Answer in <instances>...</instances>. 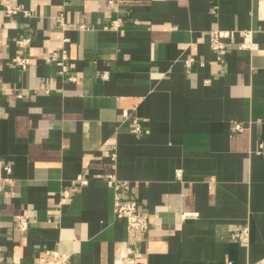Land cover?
I'll use <instances>...</instances> for the list:
<instances>
[{
    "label": "crops",
    "instance_id": "0c3cea01",
    "mask_svg": "<svg viewBox=\"0 0 264 264\" xmlns=\"http://www.w3.org/2000/svg\"><path fill=\"white\" fill-rule=\"evenodd\" d=\"M12 1L28 14L0 5V178L11 179L0 182V264H37L51 248L68 264H114L129 239L137 264L263 258L264 0ZM213 29H252L259 48L231 44L217 59ZM63 46L60 75L43 57ZM109 173L129 181L146 232L115 217ZM245 226L247 247L232 238Z\"/></svg>",
    "mask_w": 264,
    "mask_h": 264
},
{
    "label": "built area",
    "instance_id": "2783aa9c",
    "mask_svg": "<svg viewBox=\"0 0 264 264\" xmlns=\"http://www.w3.org/2000/svg\"><path fill=\"white\" fill-rule=\"evenodd\" d=\"M0 5L3 8L7 16H12L18 13H23L27 15V11L22 7L21 4H16L12 0H0ZM122 20L120 18H115L109 21L107 25L104 26L105 29L117 30L121 27ZM89 25L87 23H79L78 29L85 30L88 29ZM209 36V47L215 53L217 59H221L223 54L226 52L227 48L231 44H235L238 49H246L249 51H255L259 48L257 42L253 40V30L252 29H213L208 33ZM238 37V40H237ZM65 43L68 39L63 38ZM30 39L19 38L16 43L20 46L28 45ZM44 60L47 62H55L59 66V74H64L67 71L66 61L69 58L68 50L64 46L58 51L51 52L45 55ZM12 63L25 70L30 64V58L28 56L16 54L11 59ZM195 59L189 57L184 59V63L187 67H190L194 63ZM69 81H75L74 76L67 77ZM1 90V87H0ZM16 97H21L20 94H16ZM123 115H127V111H123ZM134 128L133 131L139 132L141 130V125L137 119L133 120ZM242 126L240 124H235L234 129L241 130ZM6 173H10L11 168L8 165L3 167ZM180 170H176V176L180 177ZM76 180L80 185H86L87 179L79 176ZM107 184L114 190L113 197V212L117 219H121L125 222L126 229L128 231L136 232H146L150 227V221L147 214L143 213L138 206V203L127 198L123 193L127 192L130 188V183L127 180H120L115 174L109 173L106 175ZM0 182L11 183L9 177L0 178ZM62 198H68L70 196V191L68 189H63L60 192ZM196 213L193 212H183L181 214L182 218L194 216ZM15 226L20 232H25L30 226V220L24 215L16 216ZM232 238L236 240L241 246L247 247L249 245V228L247 226L243 227L239 231L232 234ZM134 240H127L126 244L118 251L114 264H137L134 257ZM69 255L59 251L56 248L43 249L39 252L37 256V264H68ZM246 264H264V257L253 262H248Z\"/></svg>",
    "mask_w": 264,
    "mask_h": 264
}]
</instances>
